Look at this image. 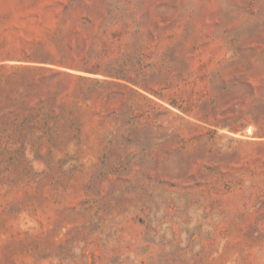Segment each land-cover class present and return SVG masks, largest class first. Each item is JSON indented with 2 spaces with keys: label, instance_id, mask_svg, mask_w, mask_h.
<instances>
[{
  "label": "rangeland",
  "instance_id": "1",
  "mask_svg": "<svg viewBox=\"0 0 264 264\" xmlns=\"http://www.w3.org/2000/svg\"><path fill=\"white\" fill-rule=\"evenodd\" d=\"M53 1L0 0V264H264V0Z\"/></svg>",
  "mask_w": 264,
  "mask_h": 264
},
{
  "label": "trees",
  "instance_id": "2",
  "mask_svg": "<svg viewBox=\"0 0 264 264\" xmlns=\"http://www.w3.org/2000/svg\"><path fill=\"white\" fill-rule=\"evenodd\" d=\"M56 4L63 5V12H69L76 5H85V0H54ZM79 21L82 24L93 23L87 14H80ZM72 40L76 42L74 46ZM92 51L87 47V39L77 31H69L60 37H53L50 41L39 38L32 48L27 51L30 58L45 63H59L70 66H78L84 69H98L102 66L100 60H95Z\"/></svg>",
  "mask_w": 264,
  "mask_h": 264
}]
</instances>
